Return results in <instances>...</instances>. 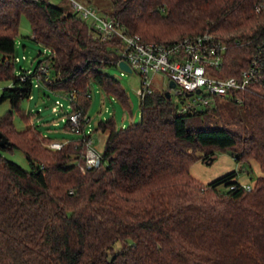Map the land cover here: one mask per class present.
I'll use <instances>...</instances> for the list:
<instances>
[{
  "label": "trees",
  "instance_id": "1",
  "mask_svg": "<svg viewBox=\"0 0 264 264\" xmlns=\"http://www.w3.org/2000/svg\"><path fill=\"white\" fill-rule=\"evenodd\" d=\"M85 1L111 8L107 16L144 40L169 44L214 35L228 46L226 75L237 74L254 56L264 63V0ZM22 14L34 40L50 53L32 73L17 75ZM120 44L103 40L91 21L51 0H0V80H10L0 103L11 105L0 117V133L11 142L10 148L0 146V264H264L259 91L240 92L241 102L233 101L243 114L236 128L201 127L195 116L212 111L209 105L182 112L165 92L148 93L141 97L139 122L126 128L112 119L98 123L107 137L97 168H86L90 134L52 149L53 140L30 123L34 113L21 103L31 98L35 77L56 93H73L68 128L75 112L85 127L92 82L128 105L120 81L105 71L118 66ZM43 64L47 76L39 72ZM15 112L27 122L24 129L16 127ZM15 149L24 151L30 169L5 156ZM219 149L260 167L250 189L237 171L206 185L191 176L194 161L209 160Z\"/></svg>",
  "mask_w": 264,
  "mask_h": 264
},
{
  "label": "rangeland",
  "instance_id": "2",
  "mask_svg": "<svg viewBox=\"0 0 264 264\" xmlns=\"http://www.w3.org/2000/svg\"><path fill=\"white\" fill-rule=\"evenodd\" d=\"M51 1L63 6L68 11H76L70 0ZM78 1L86 3L85 0ZM96 8L102 16L109 15L111 9L109 7L105 9ZM49 53L50 51L42 43L34 40L31 23L26 14H22L19 33L16 36L15 56L20 59L19 61L14 60L16 74L18 75L22 71L32 72L38 63L44 60ZM105 71L120 81L128 96V105H125L115 94L106 92L96 82L91 83V101L87 109L85 131L91 135L93 140L92 146L99 152H103L107 137L106 133L97 130L100 121L112 119L118 128H126L133 123L139 122L141 118L140 89L143 86L142 76L134 69L129 72L122 70L119 66L107 67ZM169 83L170 79L167 75L163 73L156 74L152 79L151 88L154 92H166L170 90L172 93L171 99L174 102H179L180 98L174 94L172 88L169 87ZM9 85L10 80H0V95L2 90ZM57 100H60L64 106L55 111L54 107L57 106ZM69 103L70 101L66 96L52 91L45 85L37 86L34 84L31 98L25 99L21 103V109L34 113L30 123L38 125L44 135H47L53 141L65 143L84 137L83 131L76 132L72 128L65 127L68 117L66 113L70 111ZM10 106L9 101L0 103V117L6 115L11 108ZM184 106H189L188 110L192 113L191 109L194 106V102L191 96L185 97V102L181 105L180 109ZM203 108H206V106H197V109L201 110ZM209 108L212 111L208 114L195 116V121L201 127L227 126L228 128H236L239 119H243V114L239 110L240 105H235L229 99L215 98L211 101ZM14 123L18 129H24L27 125V122L17 112L14 113ZM5 156L24 169L28 170L31 168L24 151L20 149L5 151ZM233 171L239 173L238 180L245 186H253L257 178L262 175V171L256 162L242 163L237 161L231 149L216 150L213 161L208 162L198 159L190 167L191 176L205 185ZM227 188L226 185H221L219 189L220 191H226Z\"/></svg>",
  "mask_w": 264,
  "mask_h": 264
},
{
  "label": "built area",
  "instance_id": "3",
  "mask_svg": "<svg viewBox=\"0 0 264 264\" xmlns=\"http://www.w3.org/2000/svg\"><path fill=\"white\" fill-rule=\"evenodd\" d=\"M70 2L82 18L93 23L103 40H120L121 44L117 49L120 57L117 64L120 66L121 62H126L132 70L142 76L141 97L153 92L152 79L161 73L175 82L172 90L180 98L179 108L188 96L193 99V108H197L210 105L215 98L241 102L239 93L243 91L257 90L264 95V63L258 56L251 58L248 65L237 74L226 75L228 46L210 33L190 35L169 44L144 40L140 34L130 33L119 20L100 15L95 7L78 0ZM16 60L20 59L17 57ZM39 72L47 76L49 66L41 65ZM34 84L43 85L39 77L34 78ZM66 97L70 101L71 110L74 95L69 93ZM56 103L55 111L64 106L60 100ZM188 107L184 106L181 111H187ZM69 119L74 131H83L84 135H87L81 123L80 112L71 114ZM65 143L52 141L48 145L52 149H61ZM92 144V138L88 139L86 168H97L103 161V153L95 150ZM246 187L251 188L249 185Z\"/></svg>",
  "mask_w": 264,
  "mask_h": 264
},
{
  "label": "water",
  "instance_id": "4",
  "mask_svg": "<svg viewBox=\"0 0 264 264\" xmlns=\"http://www.w3.org/2000/svg\"><path fill=\"white\" fill-rule=\"evenodd\" d=\"M120 68L125 70V71H129L131 72L132 69L130 68V66L126 63V62H121L120 63ZM175 82L174 81H170L169 83V87L170 88H174L175 87ZM166 96L171 99L172 98V94H171V91L170 90H167L165 92ZM189 95V94H188ZM176 107H179V103L176 104ZM0 146L1 147H4V148H10L11 147V142L8 140V138L3 134V133H0ZM215 157H210L209 160H206L208 162H211L214 160Z\"/></svg>",
  "mask_w": 264,
  "mask_h": 264
},
{
  "label": "bare ground",
  "instance_id": "5",
  "mask_svg": "<svg viewBox=\"0 0 264 264\" xmlns=\"http://www.w3.org/2000/svg\"><path fill=\"white\" fill-rule=\"evenodd\" d=\"M172 94V93H171Z\"/></svg>",
  "mask_w": 264,
  "mask_h": 264
}]
</instances>
